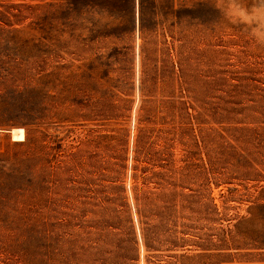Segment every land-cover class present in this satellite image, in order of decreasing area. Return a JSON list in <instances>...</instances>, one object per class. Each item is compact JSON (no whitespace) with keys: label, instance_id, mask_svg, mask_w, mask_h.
Instances as JSON below:
<instances>
[{"label":"rangeland","instance_id":"1","mask_svg":"<svg viewBox=\"0 0 264 264\" xmlns=\"http://www.w3.org/2000/svg\"><path fill=\"white\" fill-rule=\"evenodd\" d=\"M219 19L0 0V264H264V47Z\"/></svg>","mask_w":264,"mask_h":264},{"label":"clouds","instance_id":"2","mask_svg":"<svg viewBox=\"0 0 264 264\" xmlns=\"http://www.w3.org/2000/svg\"><path fill=\"white\" fill-rule=\"evenodd\" d=\"M219 10L217 24L238 26L257 46L264 47V0H211Z\"/></svg>","mask_w":264,"mask_h":264},{"label":"trees","instance_id":"3","mask_svg":"<svg viewBox=\"0 0 264 264\" xmlns=\"http://www.w3.org/2000/svg\"><path fill=\"white\" fill-rule=\"evenodd\" d=\"M136 169H137V171H138V170H140L141 168H140L139 165H137V168H136ZM169 184H171V183H169ZM138 198H139V200H142V199L144 200V199H145L144 194H143L142 196L138 197ZM140 198H141V199H140ZM139 213H140V211H139Z\"/></svg>","mask_w":264,"mask_h":264}]
</instances>
